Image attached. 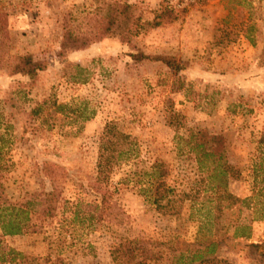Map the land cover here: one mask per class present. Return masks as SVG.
<instances>
[{
  "label": "rangeland",
  "instance_id": "rangeland-1",
  "mask_svg": "<svg viewBox=\"0 0 264 264\" xmlns=\"http://www.w3.org/2000/svg\"><path fill=\"white\" fill-rule=\"evenodd\" d=\"M109 1L114 0H0V132L5 137L0 172L8 194L27 192L39 201L45 191L58 188L60 203L80 197L94 201L87 191L96 178L105 124L118 121L138 147L136 157L113 171L111 189L122 210L112 221L94 228L75 223L66 237L50 225L42 233L12 237L0 230V250L20 251L26 264H116L113 247L125 239H153L166 251L185 249L186 243L202 248L213 237L219 246L210 264H264V175L255 184L253 173L264 140V0H121L136 3L143 21L154 19L162 1L175 9L176 18L68 50L66 59L81 65L87 79L74 81L75 67L59 55L65 21L78 17L68 23L89 29ZM252 24L254 43L246 37ZM139 51L173 54L188 67L175 76L161 62L134 60L131 54ZM29 53L48 61L33 84L6 65L11 55ZM51 97L77 107V117L89 118L73 122L59 114L48 128L30 109ZM203 128L226 137L239 176L226 183L238 200L222 199L232 205L221 214L215 202L213 207L206 202L213 223L199 232L207 208L198 211L201 204L191 209L186 203L181 213L163 212L140 189L144 171L155 161L167 166L170 185L185 189L184 169L191 162L178 154V140ZM59 211L57 225L63 219L62 207ZM241 232L249 236L236 235Z\"/></svg>",
  "mask_w": 264,
  "mask_h": 264
},
{
  "label": "trees",
  "instance_id": "trees-1",
  "mask_svg": "<svg viewBox=\"0 0 264 264\" xmlns=\"http://www.w3.org/2000/svg\"><path fill=\"white\" fill-rule=\"evenodd\" d=\"M160 7L152 21H143L136 3L114 0L106 3L103 14L96 16L98 19L90 25L89 29L81 31L80 26L74 27L68 23V21L77 20L78 17H70L68 21H65L59 55L65 62H68L69 67H75L76 72L71 76V79L82 82L87 80L83 75L84 68L66 59L65 53L68 50L85 49L104 38L123 36L134 26L140 27L144 31L148 27H156L176 18V16L174 17L175 9L168 2L162 1ZM254 26V24L250 25L246 35L253 43L255 42L252 35ZM131 56L138 61L161 62L175 76L188 67L187 61L173 54H146L139 51L132 53ZM262 57L264 58V48ZM6 65L12 75L27 76L30 83L33 84L38 80L40 72L48 67V61L36 59L30 53L14 54L11 55ZM12 104V106H16L15 103ZM77 112V107H73L69 103L58 102L52 97L39 101L30 109V115L41 119V124L48 128H52L54 125L52 117L59 114L74 118L73 122H78L77 118L80 116L84 119L89 118V116L81 114L77 117ZM75 115L76 117H73ZM4 142V134L0 132V147ZM178 142V154L187 156L191 162L189 167L184 169L187 178L185 189L179 190L170 185L167 182L169 174L167 166L162 161H155L144 171L145 185L141 187L140 192L146 195L156 209L163 212L181 213L186 203L191 209H195L196 205L201 204V207H197V210L201 211L208 205L213 207L215 202L216 209L221 214L223 207L232 205L224 204L222 199L228 196L234 198V203L238 200L226 188L228 178L239 176V170L229 157L226 137L222 134L209 132L205 128L190 129L189 133L185 137H180ZM259 147L262 152L253 166L255 184L259 182V176L264 175V140L259 141ZM137 148L136 142L130 134L123 131L118 121L113 120L105 124L99 138L96 178L89 185L90 191H87L94 193L95 200L91 202H85L80 197L75 202L60 203L61 191L58 188L45 191L43 199L39 201L30 198L27 192H21L13 198L8 194L9 187L0 172V230L2 235L12 237L27 232L42 233L45 227L50 225L54 229H60L59 232L66 237L68 229L75 223H87L86 227L94 228L106 220L112 221L122 210L114 199V191L111 189L113 171L136 157L138 155ZM2 160L4 159L0 149V170L5 167V165H1ZM206 202L209 204L206 205ZM60 206L63 219L57 225ZM86 208L90 209L86 210ZM206 212L207 215L199 221V232L213 223L212 217L208 216V213L211 212L210 208H207ZM66 213H70V216H64ZM219 214L217 213L215 217L219 218ZM194 215L195 212L191 210L189 217L193 218ZM70 233L73 232L70 231ZM248 234L246 232L236 233L238 236H249ZM186 244L185 249L173 246L164 251L161 248L164 244L153 239H125L113 247L112 254L116 264H210L215 260L213 255L219 245L213 237L202 248L197 243ZM192 245L196 246L192 247ZM46 259L50 262L51 256L48 255ZM25 261L24 254L14 248L0 250V264H26Z\"/></svg>",
  "mask_w": 264,
  "mask_h": 264
}]
</instances>
